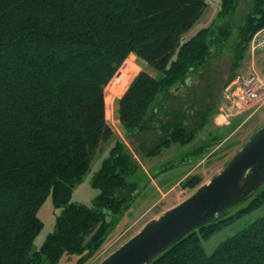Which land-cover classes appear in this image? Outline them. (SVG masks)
<instances>
[{
  "label": "trees",
  "instance_id": "trees-1",
  "mask_svg": "<svg viewBox=\"0 0 264 264\" xmlns=\"http://www.w3.org/2000/svg\"><path fill=\"white\" fill-rule=\"evenodd\" d=\"M240 1L220 0L215 23L184 40L207 0H0V264H58L63 256L86 264L98 254L139 196L130 180L139 167L117 141L93 176L91 186L99 194L92 206L72 202L102 144L113 137L105 117V103L113 101L105 88L134 54L156 75L141 72L119 100L125 138L149 159L194 143L219 110L208 90L198 104L194 82L217 55L213 48L226 46L232 28L223 20L236 13ZM220 19L222 25H216ZM262 29L264 0H252L227 84ZM133 62L128 61L123 84L136 74ZM185 92L194 96L190 111L171 103ZM210 136L197 155L219 140ZM200 181L192 177L187 185L195 188ZM48 197L60 213L54 231L34 249L43 229L38 212ZM262 206L264 185L151 264H264V217L212 254L203 245Z\"/></svg>",
  "mask_w": 264,
  "mask_h": 264
},
{
  "label": "rangeland",
  "instance_id": "rangeland-1",
  "mask_svg": "<svg viewBox=\"0 0 264 264\" xmlns=\"http://www.w3.org/2000/svg\"><path fill=\"white\" fill-rule=\"evenodd\" d=\"M251 4L252 0H241L237 6L236 13L229 15L223 20V23L229 22L231 24V36L223 49L217 50L213 48L212 52L217 54V57L215 56L212 60L207 72L203 74L204 77L194 82V87H199L196 92L198 104L203 101L208 90L212 92L214 103H218V109L221 106L222 92L230 84H227V82L232 74H235L233 61L238 31L244 25L245 18L251 10ZM219 7L220 0H207L206 10L193 28L183 36L184 40L193 36L199 29L208 28L218 14ZM216 25H222V20H218ZM249 53L248 49L239 70L236 71L234 80L237 78L246 79L255 74L264 76V51L255 53L253 56H248ZM131 58L137 71L131 81L123 84V72L128 67V61ZM141 72L149 73L152 76L156 75V72L146 63L134 54H130L116 76L105 88V91L112 95L110 100L111 102L113 101L110 106L105 103L106 122L113 133V137L108 143L102 144L100 151L92 161L90 170L73 191L72 202L92 206L93 201L99 194L98 189L91 186L93 176L101 167L102 162L109 156L111 146L117 141L129 149L139 167L135 176L130 178L139 187L138 199L126 215L114 226L113 230L109 232L98 254L86 264H100L137 235L149 222L157 220L166 211L188 199L197 189L221 172L250 140L252 135L264 125V106L261 103L255 104L241 114L229 117L226 123L217 119L218 112L216 117L210 119L208 126L199 133L194 143L185 147L174 145L172 148L162 151L158 157L146 158L140 152L135 151L125 138V131L120 124L118 116L119 100ZM205 82L208 87H205ZM189 94V92H185L181 99L173 102L171 100V103L173 105L185 104L187 106L183 105L184 110H189L188 103L191 100L193 101L194 98V96L190 98ZM197 107L202 109L201 106ZM191 113H194V110H191ZM210 135L217 136L219 140H216L209 148L207 147L201 155H197L201 152L199 148L208 145L210 138L213 137ZM195 151L196 153L193 154ZM192 177H199L201 180L199 186L191 188L187 185L188 180ZM244 205L238 206L234 211L243 208ZM59 213L60 210L54 209L52 199L48 197L38 212V217L43 223V229L34 241V249H39L48 235L54 231L56 216ZM262 217H264V206L244 215L229 227L219 231L210 240L203 242L206 252L212 254L220 243L244 230ZM77 260V256H63L58 264H77Z\"/></svg>",
  "mask_w": 264,
  "mask_h": 264
},
{
  "label": "water",
  "instance_id": "water-1",
  "mask_svg": "<svg viewBox=\"0 0 264 264\" xmlns=\"http://www.w3.org/2000/svg\"><path fill=\"white\" fill-rule=\"evenodd\" d=\"M264 185V125L226 167L184 202L149 222L100 264H151L187 236L249 199Z\"/></svg>",
  "mask_w": 264,
  "mask_h": 264
},
{
  "label": "built area",
  "instance_id": "built-area-1",
  "mask_svg": "<svg viewBox=\"0 0 264 264\" xmlns=\"http://www.w3.org/2000/svg\"><path fill=\"white\" fill-rule=\"evenodd\" d=\"M250 55L264 51V29L256 33L249 44ZM217 119L226 123L229 117L245 112L255 104L264 106V76L257 74L246 79L237 78L222 92Z\"/></svg>",
  "mask_w": 264,
  "mask_h": 264
}]
</instances>
